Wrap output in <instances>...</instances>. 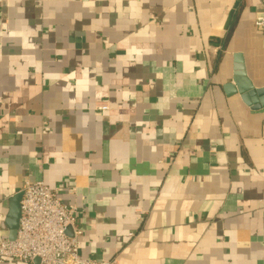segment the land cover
<instances>
[{
	"label": "crops",
	"instance_id": "0c3cea01",
	"mask_svg": "<svg viewBox=\"0 0 264 264\" xmlns=\"http://www.w3.org/2000/svg\"><path fill=\"white\" fill-rule=\"evenodd\" d=\"M260 15L264 0H0V239L10 198L42 181L78 210L84 258L264 264ZM240 64L247 102L224 89Z\"/></svg>",
	"mask_w": 264,
	"mask_h": 264
},
{
	"label": "built area",
	"instance_id": "2783aa9c",
	"mask_svg": "<svg viewBox=\"0 0 264 264\" xmlns=\"http://www.w3.org/2000/svg\"><path fill=\"white\" fill-rule=\"evenodd\" d=\"M257 30H264V15L255 19ZM97 111H108L106 102H96ZM20 219L14 240L0 239V264H116L97 261L80 254L82 231L77 224L78 210L66 205L42 181L26 182L20 191Z\"/></svg>",
	"mask_w": 264,
	"mask_h": 264
},
{
	"label": "water",
	"instance_id": "95a60500",
	"mask_svg": "<svg viewBox=\"0 0 264 264\" xmlns=\"http://www.w3.org/2000/svg\"><path fill=\"white\" fill-rule=\"evenodd\" d=\"M227 95L239 93L241 94L243 100L247 102L249 95L252 94V87L247 81L243 66L240 64L235 67V75L232 84H227L224 87ZM22 194L19 192L12 196L9 200V212L6 218L5 224L9 229V240H14L16 235V230L18 228V223L20 219V200Z\"/></svg>",
	"mask_w": 264,
	"mask_h": 264
}]
</instances>
